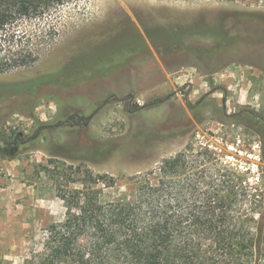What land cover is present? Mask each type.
Segmentation results:
<instances>
[{
	"label": "rangeland",
	"instance_id": "obj_1",
	"mask_svg": "<svg viewBox=\"0 0 264 264\" xmlns=\"http://www.w3.org/2000/svg\"><path fill=\"white\" fill-rule=\"evenodd\" d=\"M43 21L57 33L51 48L34 66L0 75V132L32 136L36 122L48 125L37 149L18 157L23 185L1 196L0 264L44 252L48 227L66 213L55 183L67 193L93 183L101 202L130 198L137 177L156 179L160 163L188 146L209 149L241 177L244 216L261 218L264 0H84ZM190 28L229 42L203 37L173 49L148 40L172 46Z\"/></svg>",
	"mask_w": 264,
	"mask_h": 264
},
{
	"label": "trees",
	"instance_id": "obj_2",
	"mask_svg": "<svg viewBox=\"0 0 264 264\" xmlns=\"http://www.w3.org/2000/svg\"><path fill=\"white\" fill-rule=\"evenodd\" d=\"M78 1L84 0H0V75L39 62L57 34L43 19ZM203 37L229 42L220 31L198 28L180 30L172 46L170 39L158 42L148 35V40L155 47L177 49ZM229 118V124H240L239 115ZM36 125L32 136L1 131L0 159L11 161L29 148L36 150L42 128H48L43 122ZM151 176L135 179L132 197L108 202L99 200L93 183L83 181L82 191L68 193L55 183L65 218L48 227L44 252L28 264H264V208L258 220L245 218L242 179L215 153L188 146L160 163L156 179ZM81 195L83 202L75 208Z\"/></svg>",
	"mask_w": 264,
	"mask_h": 264
},
{
	"label": "crops",
	"instance_id": "obj_3",
	"mask_svg": "<svg viewBox=\"0 0 264 264\" xmlns=\"http://www.w3.org/2000/svg\"><path fill=\"white\" fill-rule=\"evenodd\" d=\"M2 172L9 176L10 179H3L0 176V214H2V208L5 206L3 197L1 196L7 194V191L10 192L13 188H16L14 184L19 183L23 185V181L21 180L23 176L22 163L19 159L11 161L0 159V173Z\"/></svg>",
	"mask_w": 264,
	"mask_h": 264
}]
</instances>
